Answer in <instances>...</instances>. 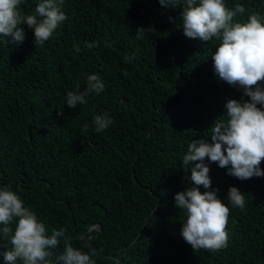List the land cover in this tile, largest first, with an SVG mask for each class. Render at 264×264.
I'll return each instance as SVG.
<instances>
[{"label":"trees","instance_id":"1","mask_svg":"<svg viewBox=\"0 0 264 264\" xmlns=\"http://www.w3.org/2000/svg\"><path fill=\"white\" fill-rule=\"evenodd\" d=\"M38 2L21 0L20 11L34 14ZM237 4L245 12L236 22L264 17V0H225L229 10ZM61 10L67 20L42 47L26 24L20 45L0 36V187L16 191L49 234L66 227L74 247L95 249L97 264H264V177L240 180L205 159L219 198L227 204L235 186L246 200L242 210L229 204L228 246L217 252L184 241L186 214L175 207L194 186L182 161L188 145L211 142L229 99H250L215 75L220 41L186 38L181 8L159 0H64ZM140 27L150 29L143 39ZM91 74L104 91L69 108L67 93ZM105 112L113 123L98 133L92 120ZM63 247L61 238L55 252Z\"/></svg>","mask_w":264,"mask_h":264},{"label":"clouds","instance_id":"2","mask_svg":"<svg viewBox=\"0 0 264 264\" xmlns=\"http://www.w3.org/2000/svg\"><path fill=\"white\" fill-rule=\"evenodd\" d=\"M64 0H39L34 14L25 15L20 11L21 0H0V36L7 42L20 45L26 33L22 25L34 30L35 46L42 47L55 30L67 20L61 10ZM165 8H181L179 13L182 31L186 38L209 42L220 41L215 53L214 73L230 86L243 89V96L250 99H229L225 105L226 114L217 118L208 139H193L188 145L182 161L185 171L191 166L190 181L194 185L175 195V207L183 210L186 220L182 223L181 236L194 251L204 249L217 252L228 246L227 231L231 208L245 207L243 192L237 187L229 188L227 201L212 190L210 167L205 163H217L227 168V175L240 180L264 177V17L253 13L247 22H236L237 13L245 8L237 4L233 10L225 0H159ZM169 21L176 23L175 17ZM143 27L138 28L136 37L146 35ZM10 38V39H9ZM89 47L98 45L89 44ZM132 53L124 57L131 62L137 59ZM126 74V73H125ZM67 93L69 108L86 104V97L104 91V84L96 74L87 76L83 90ZM113 123L107 113L97 114L92 124L96 132H102ZM89 125H83L87 132ZM200 186L207 191L202 192ZM67 228H52L51 234L36 212L25 206L21 196L9 186L0 187V251L4 264H97L95 249L84 251L76 248L66 236ZM64 239L63 251L55 250Z\"/></svg>","mask_w":264,"mask_h":264},{"label":"water","instance_id":"3","mask_svg":"<svg viewBox=\"0 0 264 264\" xmlns=\"http://www.w3.org/2000/svg\"><path fill=\"white\" fill-rule=\"evenodd\" d=\"M133 245V244H132ZM132 245L125 251V253L132 247ZM124 253V254H125ZM121 259H122V257L121 258H119L118 260H117V264H121Z\"/></svg>","mask_w":264,"mask_h":264}]
</instances>
